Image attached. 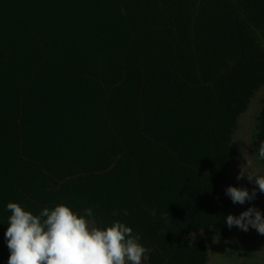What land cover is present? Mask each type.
<instances>
[{
	"label": "trees",
	"instance_id": "trees-1",
	"mask_svg": "<svg viewBox=\"0 0 264 264\" xmlns=\"http://www.w3.org/2000/svg\"><path fill=\"white\" fill-rule=\"evenodd\" d=\"M254 105L264 168V0H0V264L8 202L94 206L144 263L208 264Z\"/></svg>",
	"mask_w": 264,
	"mask_h": 264
},
{
	"label": "clouds",
	"instance_id": "clouds-1",
	"mask_svg": "<svg viewBox=\"0 0 264 264\" xmlns=\"http://www.w3.org/2000/svg\"><path fill=\"white\" fill-rule=\"evenodd\" d=\"M256 159L264 161V140L259 142ZM241 165L236 179L246 178L255 187L227 186L224 194L233 204L250 206L238 215L228 214L229 229L247 232L249 228L264 235V214L251 206L257 191L264 194V173L249 171ZM94 206L73 210L64 203L43 207L38 213L26 210L17 202H8L4 243L9 255L6 264H142L148 249L141 235L120 220L101 222L95 219ZM113 216L118 212L113 210ZM123 215H127L126 212Z\"/></svg>",
	"mask_w": 264,
	"mask_h": 264
},
{
	"label": "rangeland",
	"instance_id": "rangeland-1",
	"mask_svg": "<svg viewBox=\"0 0 264 264\" xmlns=\"http://www.w3.org/2000/svg\"><path fill=\"white\" fill-rule=\"evenodd\" d=\"M256 105L253 106L249 115L240 122V132L237 135L239 142V158L236 164L232 167L233 183L236 187H246L251 191L254 184L250 183L246 178L236 179L241 165H248L249 171H259L264 173V168L251 156L249 150V136L253 128V117L256 114ZM250 206L249 202L244 205L235 204L234 216L241 211L246 210ZM251 206L258 207L264 214V194L257 191L256 199L251 202ZM202 233L194 234L193 240L198 239ZM247 245L256 247L257 260L264 264V235L258 234L254 229L249 228L247 232L241 231L234 226V233L228 240L216 239L210 245V261L208 264H251V260H247V252L251 249ZM233 251V252H232ZM236 251V253H234ZM234 253V254H233ZM142 264L144 261H142Z\"/></svg>",
	"mask_w": 264,
	"mask_h": 264
}]
</instances>
